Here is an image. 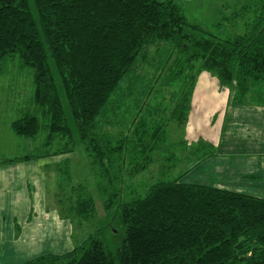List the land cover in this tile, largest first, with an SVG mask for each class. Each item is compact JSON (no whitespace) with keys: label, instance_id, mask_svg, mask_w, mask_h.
I'll return each instance as SVG.
<instances>
[{"label":"trees","instance_id":"obj_1","mask_svg":"<svg viewBox=\"0 0 264 264\" xmlns=\"http://www.w3.org/2000/svg\"><path fill=\"white\" fill-rule=\"evenodd\" d=\"M241 9L235 17L254 12L246 31L219 37L175 0H0V74L16 58L32 70V93L10 127L30 139L43 133L34 153L4 161L82 145L107 175V154L123 143L95 133L96 120L138 55L163 41L176 53L170 68L190 86L209 71L241 102L250 79L264 82V0H247ZM187 107L183 98L172 116L184 120ZM182 175L116 204L110 193L105 224L68 252L24 264H264V197L182 183ZM92 204L83 198L73 206L86 216Z\"/></svg>","mask_w":264,"mask_h":264},{"label":"rangeland","instance_id":"obj_2","mask_svg":"<svg viewBox=\"0 0 264 264\" xmlns=\"http://www.w3.org/2000/svg\"><path fill=\"white\" fill-rule=\"evenodd\" d=\"M175 2L185 10L189 18L206 26L219 37L245 32L246 23H250L254 15L253 10L248 9L244 14L234 16L235 12H241V7L247 0ZM146 50L145 54L138 55L134 66L120 80L96 120L95 133L109 138L112 145L118 143L120 134H125L127 147L121 153L112 151L107 154V175L100 173L98 164H91L82 145L76 147L78 156L68 164L70 169L67 168V177L78 181L82 187L70 193L68 182L65 181L59 192L62 204L57 205L58 209L66 211L69 201L74 202L83 197H91L93 200L92 206L83 212L86 216L73 211L68 214L74 225V241L77 244L109 219L103 203L110 193H117V197L111 198L114 204L138 198L144 195L151 184L175 178L214 150L204 138L215 142L228 95L227 89L219 86L217 90L207 82L202 83V77L194 88L189 85L184 73L175 74L170 67L176 53H173L174 49L169 41L151 45ZM204 72L216 78L209 71ZM248 82L250 88L243 101H262L264 82L252 79ZM31 93L32 70L20 67L17 58L8 62L5 71L0 74L1 158L9 157L7 154H24L39 145L43 138V133H39L35 139H29V142H33V146H30L26 141L28 139L12 133L9 126L11 120L18 116L19 109L26 105ZM183 98L188 103L184 120H169L174 107ZM218 98H222V108L215 109L213 104ZM218 113L221 114L220 118ZM203 117L205 124L202 126L198 120H203ZM157 125L158 135L152 137ZM139 133L145 136L142 135L140 141H136L137 135H141ZM140 142L143 145L150 143L153 145L152 150L142 151V144L138 145ZM134 143L137 147L130 151L129 146L132 147ZM2 153L6 154L1 155ZM55 182L54 178L47 182L48 198L51 197L48 200L51 203L54 194L57 195ZM109 239L111 245L115 244L114 237Z\"/></svg>","mask_w":264,"mask_h":264},{"label":"crops","instance_id":"obj_3","mask_svg":"<svg viewBox=\"0 0 264 264\" xmlns=\"http://www.w3.org/2000/svg\"><path fill=\"white\" fill-rule=\"evenodd\" d=\"M201 77L204 78L202 83L207 82L217 90L220 88L217 79L204 71L196 76L194 88ZM221 87L227 89L228 95L223 106L220 130L215 142L204 138L214 150L181 173L183 175L180 182L264 197V104L262 101L237 102L233 100V86ZM221 100L222 98H218L213 108H222ZM208 113L210 119L211 112ZM220 116L221 114L219 118ZM169 118L178 120L172 113ZM202 119L198 122L203 126L205 117ZM156 127L159 128V125ZM139 134L141 135H137L136 141L142 138L143 134ZM26 139L29 142L30 138ZM119 141L123 143V147L116 152L121 153L127 147V136L120 134ZM29 143L33 146V142ZM129 147L133 151L137 144ZM33 150L35 147L21 155L7 154L9 157H0V264H24L43 254H62L72 250L87 237L78 244L74 241V225L68 214L71 211L76 213L73 206L76 200L69 201L66 211L57 207L62 204L59 192L65 181L68 182L70 193L82 187L81 183L66 175L67 168L70 169L69 162L78 156L77 148L65 153L4 161L5 158L32 154L35 152ZM83 152L91 160V164H95L90 152L85 148ZM50 178L55 179L57 189L52 203L48 200L51 198H48L47 183ZM83 198L92 200L91 197Z\"/></svg>","mask_w":264,"mask_h":264}]
</instances>
